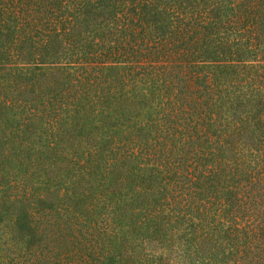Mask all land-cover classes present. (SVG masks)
Instances as JSON below:
<instances>
[{
	"label": "trees",
	"instance_id": "1",
	"mask_svg": "<svg viewBox=\"0 0 264 264\" xmlns=\"http://www.w3.org/2000/svg\"><path fill=\"white\" fill-rule=\"evenodd\" d=\"M0 264H264V0H0Z\"/></svg>",
	"mask_w": 264,
	"mask_h": 264
}]
</instances>
